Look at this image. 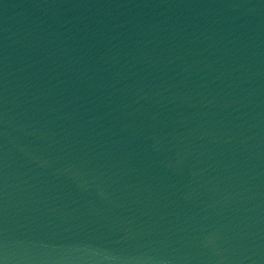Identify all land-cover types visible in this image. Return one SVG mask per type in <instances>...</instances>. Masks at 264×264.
<instances>
[{"label": "water", "instance_id": "95a60500", "mask_svg": "<svg viewBox=\"0 0 264 264\" xmlns=\"http://www.w3.org/2000/svg\"><path fill=\"white\" fill-rule=\"evenodd\" d=\"M3 264H264V0H0Z\"/></svg>", "mask_w": 264, "mask_h": 264}, {"label": "snow or ice", "instance_id": "6c2138e0", "mask_svg": "<svg viewBox=\"0 0 264 264\" xmlns=\"http://www.w3.org/2000/svg\"><path fill=\"white\" fill-rule=\"evenodd\" d=\"M0 264H3V261H0Z\"/></svg>", "mask_w": 264, "mask_h": 264}]
</instances>
